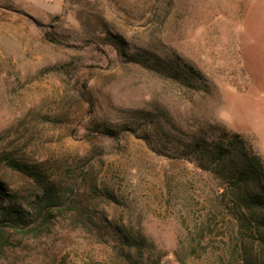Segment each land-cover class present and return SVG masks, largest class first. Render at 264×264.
I'll return each instance as SVG.
<instances>
[{"label":"rangeland","instance_id":"1","mask_svg":"<svg viewBox=\"0 0 264 264\" xmlns=\"http://www.w3.org/2000/svg\"><path fill=\"white\" fill-rule=\"evenodd\" d=\"M213 129L264 159V0H0V186L31 221L0 264H213L219 186L178 159Z\"/></svg>","mask_w":264,"mask_h":264},{"label":"trees","instance_id":"2","mask_svg":"<svg viewBox=\"0 0 264 264\" xmlns=\"http://www.w3.org/2000/svg\"><path fill=\"white\" fill-rule=\"evenodd\" d=\"M45 38L49 43H59L50 33H46ZM181 69L188 82L198 80L191 69L184 66ZM213 132L215 137L211 141L190 142L186 153L178 158L211 175L219 186L214 198L218 213L213 218L215 221L220 217L222 222L228 218L229 225L223 227L220 234L214 233L218 230L217 226L214 230L210 229V223L207 226L209 242L212 237L218 238L220 245L217 253L212 255L213 264H264V159L247 138L220 129H213ZM13 168L28 177L35 176L29 168L17 165ZM50 196L49 190L42 192L39 211L41 203L44 210L49 209L48 205L52 202ZM9 198L0 186V224H10L15 230L31 224L30 220H25L27 214L22 212L21 205H7ZM124 242L127 248L136 251H141L144 246L142 239H125ZM253 248L257 250L254 254ZM126 263L143 264L130 258ZM151 264L159 263L154 261Z\"/></svg>","mask_w":264,"mask_h":264}]
</instances>
